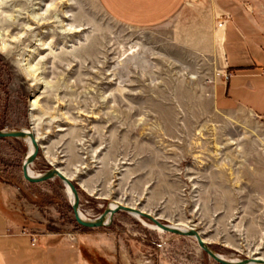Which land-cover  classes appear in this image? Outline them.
Returning a JSON list of instances; mask_svg holds the SVG:
<instances>
[{
	"label": "rangeland",
	"instance_id": "1",
	"mask_svg": "<svg viewBox=\"0 0 264 264\" xmlns=\"http://www.w3.org/2000/svg\"><path fill=\"white\" fill-rule=\"evenodd\" d=\"M172 25H128L99 0H0V128L35 132L31 169L71 177L86 219L119 202L193 227L227 259L264 258V117L217 110ZM29 150L0 138V180L28 231L64 237L85 264H220L123 210L79 225L60 178H24Z\"/></svg>",
	"mask_w": 264,
	"mask_h": 264
},
{
	"label": "crops",
	"instance_id": "2",
	"mask_svg": "<svg viewBox=\"0 0 264 264\" xmlns=\"http://www.w3.org/2000/svg\"><path fill=\"white\" fill-rule=\"evenodd\" d=\"M99 1L131 26L172 23L173 42L189 51L195 64L207 66L211 84L205 95L216 109L264 117V0ZM11 195L12 188L0 180V264H85L64 237L28 231Z\"/></svg>",
	"mask_w": 264,
	"mask_h": 264
},
{
	"label": "water",
	"instance_id": "3",
	"mask_svg": "<svg viewBox=\"0 0 264 264\" xmlns=\"http://www.w3.org/2000/svg\"><path fill=\"white\" fill-rule=\"evenodd\" d=\"M11 137V138H21L28 139L30 138L34 149L31 154H28L23 162V175L24 178L32 183H39L49 179H54L56 177L60 178L65 185L69 186L73 193V211L76 222L86 228H96L107 225L111 222L112 215H114L118 211H126L131 214H138L144 218L149 219L153 223H155L158 227H160L164 231H169L178 235H186L193 236L197 239L200 247L208 253L213 259H215L220 264H264V258H259L258 256H252L243 258L240 260L227 259L224 256L218 254L209 243H207L202 237L201 233L196 229L185 228L178 225L167 224L158 219L157 216H153L149 212L142 211L141 208H137L134 206L124 205L119 203V205L115 207H111L110 205L104 210L102 214H100L95 219H85L80 214V194L76 184L73 182L72 178L67 176L64 171H62L59 167L53 166L48 169L46 172L39 175H31L30 168L34 163L35 159L38 156L40 150V143L38 142V138L34 131L30 129H2L0 128V138ZM109 220V221H108Z\"/></svg>",
	"mask_w": 264,
	"mask_h": 264
},
{
	"label": "bare ground",
	"instance_id": "4",
	"mask_svg": "<svg viewBox=\"0 0 264 264\" xmlns=\"http://www.w3.org/2000/svg\"><path fill=\"white\" fill-rule=\"evenodd\" d=\"M29 75H30V71H29ZM27 140V142H28V144H29V154H31L32 152H33V149H34V145H33V143H32V141H31V139L30 138H28V139H26ZM30 174L31 175H35V173H34V171L30 168ZM67 190H68V192H69V194H70V197H71V200L73 201V193H72V191H71V189H70V187L67 185ZM117 205H119V202H114L112 205H111V207H115V206H117ZM143 211V210H142ZM80 214H81V216L83 217V218H85L86 219V217L84 216V214L80 211ZM134 216H136L138 219H140L141 220V218H142V216L141 215H138V214H133ZM109 221V220H108ZM155 224V223H154ZM156 225V224H155ZM175 225H178V224H175ZM181 227H185L186 229L188 228V226H181ZM156 228L157 229H159V230H162L160 227H158L157 225H156ZM259 258H262V257H259ZM251 264H257V263H251Z\"/></svg>",
	"mask_w": 264,
	"mask_h": 264
},
{
	"label": "trees",
	"instance_id": "5",
	"mask_svg": "<svg viewBox=\"0 0 264 264\" xmlns=\"http://www.w3.org/2000/svg\"><path fill=\"white\" fill-rule=\"evenodd\" d=\"M5 138H7V137L1 138V139H5Z\"/></svg>",
	"mask_w": 264,
	"mask_h": 264
}]
</instances>
